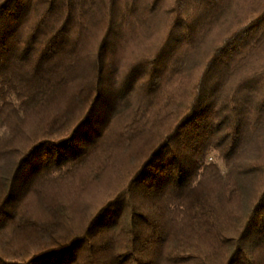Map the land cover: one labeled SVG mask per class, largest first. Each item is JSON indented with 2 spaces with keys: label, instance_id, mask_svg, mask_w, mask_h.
I'll use <instances>...</instances> for the list:
<instances>
[{
  "label": "trees",
  "instance_id": "obj_1",
  "mask_svg": "<svg viewBox=\"0 0 264 264\" xmlns=\"http://www.w3.org/2000/svg\"><path fill=\"white\" fill-rule=\"evenodd\" d=\"M0 264H264V0H0Z\"/></svg>",
  "mask_w": 264,
  "mask_h": 264
},
{
  "label": "rangeland",
  "instance_id": "obj_2",
  "mask_svg": "<svg viewBox=\"0 0 264 264\" xmlns=\"http://www.w3.org/2000/svg\"><path fill=\"white\" fill-rule=\"evenodd\" d=\"M2 130H0V134H1Z\"/></svg>",
  "mask_w": 264,
  "mask_h": 264
}]
</instances>
